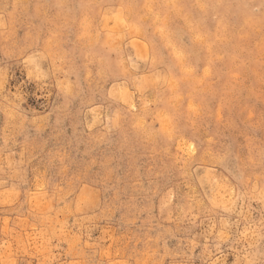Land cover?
Wrapping results in <instances>:
<instances>
[{"label":"rangeland","instance_id":"1","mask_svg":"<svg viewBox=\"0 0 264 264\" xmlns=\"http://www.w3.org/2000/svg\"><path fill=\"white\" fill-rule=\"evenodd\" d=\"M0 264H264V0H0Z\"/></svg>","mask_w":264,"mask_h":264},{"label":"bare ground","instance_id":"2","mask_svg":"<svg viewBox=\"0 0 264 264\" xmlns=\"http://www.w3.org/2000/svg\"><path fill=\"white\" fill-rule=\"evenodd\" d=\"M145 1V0H144ZM97 17V16H96ZM199 58V57H198ZM199 61V60H198ZM216 61V60H215ZM196 62V61H195ZM243 84V83H242ZM252 89V88H251ZM240 101V100H239ZM227 120V119H226ZM234 135V134H233ZM218 140V139H217ZM246 182V181H245ZM262 182V181H261Z\"/></svg>","mask_w":264,"mask_h":264}]
</instances>
